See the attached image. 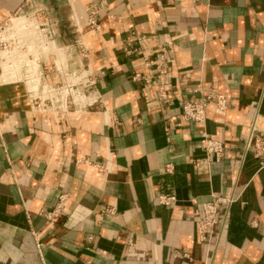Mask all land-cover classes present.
Wrapping results in <instances>:
<instances>
[{
    "label": "crops",
    "instance_id": "1",
    "mask_svg": "<svg viewBox=\"0 0 264 264\" xmlns=\"http://www.w3.org/2000/svg\"><path fill=\"white\" fill-rule=\"evenodd\" d=\"M29 1L0 0L4 37L22 52L32 39L41 83L60 84L78 71L80 25L100 97L37 110L24 70L0 73V264H264V166L246 145L254 124L264 130V0H54L53 16L29 12ZM93 8L99 28L88 21ZM65 15L75 35L63 41ZM17 17L27 24L15 27ZM134 33L149 41L130 54ZM168 42L172 61L158 77ZM202 88L227 100L225 110L207 108L205 128L224 143L219 159L204 148L203 126L181 113ZM164 192L178 201L161 204ZM65 193V212L48 221L42 210ZM213 195L238 199L221 204L204 242L196 210Z\"/></svg>",
    "mask_w": 264,
    "mask_h": 264
},
{
    "label": "built area",
    "instance_id": "2",
    "mask_svg": "<svg viewBox=\"0 0 264 264\" xmlns=\"http://www.w3.org/2000/svg\"><path fill=\"white\" fill-rule=\"evenodd\" d=\"M97 8H93L90 11L88 21L93 28H99L100 24L97 20ZM6 30L0 31V73H2V63L8 61L11 69L18 73L20 70H24L23 78L31 85V83L36 82L39 78L40 80V91L35 94L30 87L32 107L37 110H47L55 109L56 111L68 110L74 106H81V108L86 107L88 103H91V97H95V101L99 99L98 92V81L94 74L93 68L90 63V53L84 38L83 28L76 24L75 32L77 38L75 39L74 47L77 53L74 63L78 71L68 78L61 81L60 84L52 83H41L42 76L39 72L38 67L40 66V60L42 53L38 52V46L34 44L32 47L29 45L23 50L20 44L13 41L12 38H5L4 33ZM48 41L55 40V30L50 29L47 32ZM130 42H137L138 46L129 50L130 54L138 53L149 40L146 34L134 33L129 39ZM46 46L45 48H47ZM63 47V46H62ZM69 47V46H68ZM18 49L21 54L16 51ZM173 48L171 42L167 43V46L163 47L161 51L158 52L156 60V68L158 70V77L167 73L164 70V63L171 62L172 59L168 53L172 52ZM4 53L8 54V59L3 56ZM146 65L151 66L153 62L150 58L145 56ZM20 67V68H19ZM18 71V72H17ZM20 71V72H21ZM133 80L139 81L144 80L147 83L151 82V78L142 74L141 72H136L133 75ZM46 89V93L44 90ZM158 99L159 101H164L167 99V88L164 84H159L157 87ZM201 96L199 100L196 101H186L182 104V116L185 121H195L200 123L203 127L201 128V135L203 137L204 148L210 156H215L217 159L221 158L224 152V143L211 136V134L206 130L205 123L207 120V108L210 103H214L218 110H225L227 108V100L225 94L207 92L205 88L199 89ZM101 100V98H100ZM94 102V101H93ZM169 128H167L168 131ZM247 149L251 150L254 155L259 159L261 166H264V130L252 126L250 135L247 140ZM81 162H89V160L81 159ZM174 169L173 163H168L165 166V171L172 172ZM68 195L62 194L59 198L57 204L51 208H44L41 212L48 221H55L60 219L66 208V201ZM238 198L234 196H222L213 195L211 199L206 200L198 206L196 212L201 216L197 220V231L201 241L209 242L216 232V225L218 223V211L222 203L231 204ZM178 201V197L173 192H164L159 195V202L163 205H170ZM191 202L198 204L197 198H192ZM105 213L116 214L115 206H105L103 208Z\"/></svg>",
    "mask_w": 264,
    "mask_h": 264
},
{
    "label": "rangeland",
    "instance_id": "3",
    "mask_svg": "<svg viewBox=\"0 0 264 264\" xmlns=\"http://www.w3.org/2000/svg\"><path fill=\"white\" fill-rule=\"evenodd\" d=\"M57 2V0H55ZM29 6L30 9L28 10L29 12H33L34 10L38 9V8H44L46 11L45 12H49L50 16H53L52 14L54 13H58L59 10H57L58 8L55 6L54 4V0H31L29 1ZM55 7V8H54ZM63 13H66L65 10ZM61 13V15L63 14ZM64 20L62 21V27L65 31V34H63V36L61 37V39H63V41H65V39H74V32H73V27L70 25L69 20L67 19V15H65ZM70 33V34H69ZM70 35V38L69 36ZM35 42L32 39H29V45H31L32 47L34 46Z\"/></svg>",
    "mask_w": 264,
    "mask_h": 264
},
{
    "label": "bare ground",
    "instance_id": "4",
    "mask_svg": "<svg viewBox=\"0 0 264 264\" xmlns=\"http://www.w3.org/2000/svg\"><path fill=\"white\" fill-rule=\"evenodd\" d=\"M13 22H14L15 27L17 26L18 28H20L22 25L25 26V24H27V21H26L25 17H17V18H15L13 20ZM16 51L18 53H20V54L22 53L18 49H16ZM3 56L8 59V54L7 53H4ZM2 68H3V70H2V73L1 74H7V76L9 78L16 77L15 75L17 73H16V71H14V70L11 69V66L9 65L8 61H5V62L2 63ZM39 85H40L39 78L36 80V82L31 83V85H30L31 89L34 91L35 94H38L39 91H40ZM44 92L45 93L47 92L46 89L44 90ZM94 98L95 97L92 96L91 97V100H93Z\"/></svg>",
    "mask_w": 264,
    "mask_h": 264
}]
</instances>
